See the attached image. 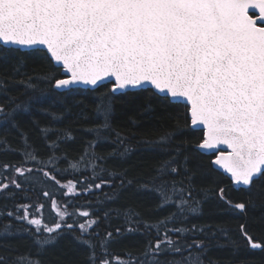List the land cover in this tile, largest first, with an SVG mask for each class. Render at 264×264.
Segmentation results:
<instances>
[{"label": "snow or ice", "instance_id": "obj_1", "mask_svg": "<svg viewBox=\"0 0 264 264\" xmlns=\"http://www.w3.org/2000/svg\"><path fill=\"white\" fill-rule=\"evenodd\" d=\"M25 58L47 65L41 79L61 97L107 89L102 94L107 102L97 108L103 125L86 129L96 140L105 138L110 129L113 95L148 94L177 109H186L185 126L202 131L195 148L215 154L211 164L223 170L235 190L251 194L259 187L264 193V0H0V63L16 61L14 76L0 77V127L4 129L16 128V114L28 110L26 103L16 102L9 85V80L17 82L16 76L22 74ZM18 83L26 90L36 87L30 76ZM41 132L46 142L51 141L47 144L49 159L40 161L25 138L22 160L41 164L37 171L66 189L61 195L79 196L109 183L104 179L95 182V176L103 171L100 162L104 158L89 151L96 146V140H92L70 167L74 172L91 168L94 182L82 183L79 191L73 180L61 184L52 173L58 171L56 165L62 157L53 153L72 138L71 133L55 128H42ZM115 135L123 145L121 134ZM172 135H162L160 145L167 146ZM0 146H8L6 138L0 137ZM221 146L230 151L221 150ZM129 150L125 147L120 154ZM63 159L68 163L67 157ZM186 160L179 180L165 179L181 174L180 161L173 154L159 163L154 176L141 182V187L158 194L160 207L171 205L175 211L156 224L135 219L137 214L133 212L127 214L128 232L138 231L143 224L148 231L155 229L157 236L154 243L149 242L145 259H130V264H161L157 257L162 252L182 251H188L189 256L172 264H200L199 258H191V248L203 250V241L181 244L169 235L204 231L196 225L175 226L183 214L199 211L200 202L193 196V173L188 171ZM2 167H12L21 177L33 172L32 167ZM11 184L21 188L15 179ZM9 186L0 182V192ZM215 194L229 207L245 211L246 204L234 203L224 186H218ZM42 195L49 197L50 193L43 191ZM29 207L20 205L22 214L15 219L32 226L25 230L32 235L35 258L18 256L15 264H41L39 257L46 247L69 231L88 248V264H125L119 257H112L108 250L112 232L101 237L98 220L89 210L73 205L74 211L69 212L67 204L61 208L52 198L50 207L56 219L49 223L36 216L44 204H37L31 215ZM77 214L86 219H71ZM7 215L13 216V212ZM239 232L251 249L264 251V238L254 237L243 223ZM0 264H5L3 256Z\"/></svg>", "mask_w": 264, "mask_h": 264}, {"label": "trees", "instance_id": "obj_2", "mask_svg": "<svg viewBox=\"0 0 264 264\" xmlns=\"http://www.w3.org/2000/svg\"><path fill=\"white\" fill-rule=\"evenodd\" d=\"M15 63V60L7 64L0 63V77L14 76ZM46 71L45 63L34 58H25L22 74L15 78L17 82L9 80L11 95L17 97V103H26L28 110L16 114V128L0 127V137L8 141L6 148L0 146V182H8L10 185L8 189L0 192V256L5 258V264H15L16 258L22 255L35 258L32 235L25 230L32 226L15 219L16 215L22 214L20 205L29 204L31 215L37 204H44V208L36 216H42L46 222L51 223L56 219L55 210L50 207L52 198L57 200L61 208L67 204L69 212L74 211L73 205L79 210H89L98 220L97 230L101 237L111 231L108 250L112 257H119L125 264H130V259L144 260L149 242L154 243L157 238L156 231H148L141 224L138 231L128 232L126 216L133 212L137 214L135 219L156 224L175 211L171 205L160 207L158 194L140 186L141 182L155 175L162 160L173 154L180 161L181 174L165 179H181L187 157V169L193 173V196L200 202L197 213L183 214L175 222V226L191 228L196 225L204 231L188 232L184 236L172 233L169 235L181 244L191 245L193 240L203 241V250L194 246L191 248V258H199L200 264H264V251H252L239 232V226L243 223L254 237L264 238V193L260 192L259 187L251 194L244 190L237 191L225 174L214 169L211 161L215 157L195 148V144L202 137V131H194L185 126L186 109L183 106L177 109L148 94H115L110 101V129L105 138L96 140L95 135L86 129L103 125L104 118L97 112V108L107 102V97L102 95L107 89L61 97L41 79ZM29 76L36 85L35 89L26 90L25 85L18 83ZM54 117L60 119L54 120ZM42 128H55L71 133L72 138L63 141L61 148L53 153L62 157L56 165L58 171L52 173L61 184L73 180L77 182L79 191L82 183L94 182L91 168L74 172L70 167L74 158H78L92 140H96V146L89 151L104 158L100 162L103 171L95 176V182L104 179L109 183L87 194L81 192L79 196L61 195L66 189L37 171L41 164L24 163L22 160L25 138L35 149L40 161L46 162L49 159L47 144L51 141H45ZM116 132L124 138L123 145L117 141ZM165 133L173 135L170 143L162 147L159 140ZM125 147L130 150L121 155ZM63 157H67L68 163H65ZM4 164L32 167L33 172L21 177L13 172L12 167L4 170ZM44 170L48 171L50 167ZM11 179L21 183V188L12 186ZM128 180L132 183L128 184ZM218 186L226 188V194L234 203L244 202L245 211L241 213L220 201L215 194ZM43 191H48L50 196L44 197ZM7 212H13V216H8ZM71 219L83 221L86 218L77 214ZM8 226L10 228L6 232L5 228ZM116 229L120 231L117 232ZM75 234L79 235V232L76 231ZM99 251L97 249L98 254ZM188 256V251L162 252L157 259L161 264H172L173 261L183 262ZM88 257V248L79 244L69 231L47 246L39 259L41 264H88Z\"/></svg>", "mask_w": 264, "mask_h": 264}, {"label": "water", "instance_id": "obj_3", "mask_svg": "<svg viewBox=\"0 0 264 264\" xmlns=\"http://www.w3.org/2000/svg\"><path fill=\"white\" fill-rule=\"evenodd\" d=\"M26 51V50H25ZM116 95H120V94H116ZM201 131V130H200ZM199 150V149H198ZM221 150H224V151H230L229 149H227L226 147H224V146H221ZM200 152H202V153H204L203 152V150H199ZM205 154H207V155H211V156H214L215 157V154H213V153H211V152H209V153H205ZM215 159V158H214ZM213 167H214V169L216 170H218V171H220L221 173H223V170L222 169H218V168H216V166L215 165H213ZM223 174H225V173H223ZM226 175V174H225ZM227 176V175H226ZM238 210V209H237ZM239 211V210H238ZM240 212V211H239ZM252 251H254L253 249H251ZM256 251H261V250H256Z\"/></svg>", "mask_w": 264, "mask_h": 264}]
</instances>
